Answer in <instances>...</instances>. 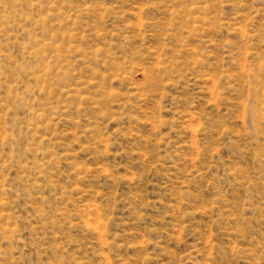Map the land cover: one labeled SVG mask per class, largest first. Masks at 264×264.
Segmentation results:
<instances>
[{
	"label": "rangeland",
	"instance_id": "rangeland-1",
	"mask_svg": "<svg viewBox=\"0 0 264 264\" xmlns=\"http://www.w3.org/2000/svg\"><path fill=\"white\" fill-rule=\"evenodd\" d=\"M0 264H264V0H0Z\"/></svg>",
	"mask_w": 264,
	"mask_h": 264
}]
</instances>
